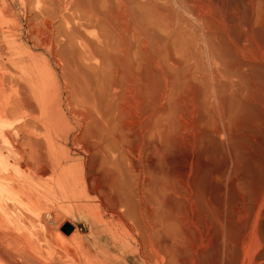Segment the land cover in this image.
I'll return each instance as SVG.
<instances>
[{
  "label": "rangeland",
  "instance_id": "obj_1",
  "mask_svg": "<svg viewBox=\"0 0 264 264\" xmlns=\"http://www.w3.org/2000/svg\"><path fill=\"white\" fill-rule=\"evenodd\" d=\"M91 2L104 24L75 6L60 18L44 5L33 27L18 0L0 12L14 42L0 35V211L16 247L56 240L44 229L86 237L94 220L111 224L104 237L124 234L126 183L146 209L145 264H264V84L230 83L221 67L212 77L199 47L224 38L200 31L186 0Z\"/></svg>",
  "mask_w": 264,
  "mask_h": 264
},
{
  "label": "bare ground",
  "instance_id": "obj_2",
  "mask_svg": "<svg viewBox=\"0 0 264 264\" xmlns=\"http://www.w3.org/2000/svg\"><path fill=\"white\" fill-rule=\"evenodd\" d=\"M16 1L17 0H0V12H2L3 10H7L9 12H12L11 14L13 15V13H15V11H16V10H13L16 7ZM18 1H19V5L22 8V10H24V12L28 13L25 20L28 24H30V26L32 25L31 27L36 26L40 23V20L43 18V17H41V15L43 14L42 11L45 8H47V9L52 8L53 10L52 9L50 10V14H53L51 12H55L56 14H60V18H62L64 16V15H62V13L67 12V10H69L71 7H74V6H75V9H77L81 13H83L84 17L87 18L88 20L96 21V22H100V23L104 24V22H102L100 20L102 18L106 17V14L103 15L104 17H101L104 11L101 12L102 14L100 13L101 16H98L100 11L98 13H96L90 9L89 3H91V5L93 4V8L95 7V3L91 2V0H18ZM114 1H116V0H114ZM124 1H126V0H124ZM186 2L187 3L185 4V2H184V6H182V13L184 15L188 16L189 18H191L192 20H194L195 24L197 22V25H199L198 28L200 31H202V32L204 31V32L209 33L208 31L210 30V32L213 35H215V33H217V34L221 35L222 38H224V40L221 41L222 45L220 46L218 51H215L214 49H212V47L208 41H205L203 44L200 45L199 48H202V49H200V51L202 50V53L198 50L202 55L203 54L205 55V57H202V58H203V60H204V58L207 60L206 64L211 69L212 77H213L214 68L218 71L221 67V71L226 73L227 75H229L230 83H235V84L236 83L238 84V82L240 84L245 83L244 84L245 86L249 84L250 86L252 85V87L254 86V88L257 87V89H255V90H258L256 92H259L260 89L262 88V85L264 84V0H194V1L192 0V2H191V0H186ZM98 3L100 4L101 2L98 1ZM122 3L127 4V2L125 3L123 1H122ZM72 4H74V5H72ZM101 4L103 5V2ZM113 4H115V3H113ZM44 5H46L47 7H45L43 9L42 7ZM122 5H118V6H122ZM104 6H105V4L103 6H100L101 8L100 7H98V8L102 9ZM123 6H122V8H124ZM113 7L115 9V5ZM105 8H106V6H105ZM108 8L109 7L107 6L106 9L108 10ZM110 8H112V7H110ZM126 8H128V5H126L125 9ZM41 9H43V10L40 11ZM118 9L120 10L119 7H118ZM107 10H106V12H107ZM111 11H113V9ZM116 11H118V10H116ZM114 13H115V11H114ZM114 13L110 12L109 14L114 15ZM118 14H120V12L117 13V15ZM126 14H128V13H126ZM117 15H116V17H117ZM112 17H115V16H112ZM121 17H122V11H121ZM126 17H127V15H126ZM111 18H110V20H111ZM204 18H207V19H204ZM116 19H118V18H116ZM116 19H114V20H116ZM123 19H124V17H123ZM108 21H109V19H108ZM112 21H113V19H112ZM128 21H130V20H128ZM32 22H34V23H32ZM123 23L125 24L126 22H122V24ZM126 24H128V23H126ZM128 25H126V26H128ZM110 26H114V24L113 25L110 24ZM115 26H117V24ZM114 29H115V27H114ZM114 29L112 30V32L114 31ZM112 32L110 34H115L114 33L115 31L113 33ZM11 34L12 33H10V31H8V30L4 31L2 29V27L0 26V35L3 37L2 42L4 43V45L7 49L11 48L12 45H14V42L11 39L13 36ZM110 34H108V35H110ZM30 41L32 42L33 40H30ZM201 54H199L200 57H201ZM195 62H196V60H195ZM204 63H205V61H204ZM221 77H222V75H221ZM235 84H233V85H235ZM263 88H264V85H263ZM263 91H264V89H263ZM263 94H264V92H263ZM258 95L260 96V94H258ZM258 95H256V96L259 97ZM247 96H249V95H247ZM247 96H245L244 98L245 99L248 98V99H250V101H252V99L249 98L250 96L249 97H247ZM22 101L23 102H21V105L23 106L25 101H24V99ZM28 104L30 105V103H28ZM26 107H28V106H26ZM119 169L120 170H117V171H119V172L124 171L121 169V167ZM119 172H118V175H119ZM123 174H124V178H123V176L119 177L120 178L119 181H122L121 178L124 180L128 175L126 171H124V173H120V175H123ZM125 174H127L126 177H125ZM129 179L131 180L130 177H129ZM128 180L127 181L125 180V182L128 183ZM119 181H118V183H116L118 185H115V186H118V188L120 187L119 185H121V182H119ZM115 182H117V181H115ZM115 182H114V184H115ZM125 182H122V183H125ZM129 183H130V186H131V184L134 187L136 186V185H134V182L133 183L129 182ZM125 186L129 187V184L126 185V183H125V184H123V186L121 185V187H123V188L121 189L122 194H120V195H119L120 189L117 188L118 190H115L113 188V191L115 194H117V192H118L116 197H118V195H119V197L120 196L122 197V198L120 197L121 203H122L121 206H123V209H124V213L122 211V213H123L122 218H124L130 222V225L125 226L124 224L126 221L124 222V224H122L120 221L121 225H124L125 227H127V229L121 228L122 229L121 232H123V230H125L124 234H122V235H118L117 234L118 231L115 233V230L112 232V229H111L110 230L111 232L109 233L108 237L107 236L104 237L103 233H102L103 229H106V227H108V226L110 227L111 224L109 225V224L105 223V227L102 228L103 227L102 224H104V222L105 221L107 222L108 220H104V222H103V220H101V219L100 220L102 222L101 221L97 222L94 220V224L93 225L91 224L92 227L89 225L90 228L92 229V231L90 232V234L88 236L80 237V235L73 234L71 236V238L67 239V240L63 236V234L59 231L58 228H56L55 230L53 229L54 232H52L51 230H48V229L47 230L44 229V232H43L42 226L39 225L40 228L42 227L41 229L39 228V226H38L39 229L35 226L37 228V232H38L37 234L38 235L39 234L41 235L40 230L43 232L41 237H43V234H47L51 238L56 239L58 242H60V244H62V246L65 245L62 252L56 251L57 250L56 248H59L61 246V245L59 246V244L57 242H56L57 246H55L56 243H54L55 245L49 244L52 239H50L49 243H47L46 245L44 244V246H40V245L35 243L34 245L32 244L33 246L30 245V247H32V248H30V250H29V247L27 250V245L25 243H23L26 246V250L22 249L21 244L18 247L19 248L18 249L16 247V245H17L16 244L17 237L15 238L16 234L13 233L15 235L14 236L11 232L6 230L5 225L9 222L7 221V219L5 217V213L3 211H0V264H128V262H129L128 260H127L128 262L122 261L123 258H127L128 256L132 257L131 261L133 263L140 260L142 262V264H145L146 263V245H145L146 243L144 244V242H146V241H144V240L146 239V237H145V233H146L145 229L146 228L144 229L145 226H144V219L143 218H145L146 209L142 208V206L140 207V209L138 208V206H137L138 209L136 208V206L134 205L133 202L136 200V198H135L136 195L138 198L139 192L137 191L138 192L137 193L136 190L133 191L132 188H131L132 189L131 190L130 188H128V187L126 188ZM136 189L138 190V188H136ZM139 191H140V189H139ZM134 192H136L137 194L136 193L134 194ZM115 194L113 196H115ZM141 194L143 195V193H141ZM132 195H135L134 196L135 200L132 197ZM142 195H141V197H142ZM112 198H111V201H112ZM142 198L146 199L145 196ZM113 199H115V198H113ZM115 200H116V202L114 200H113L114 203L111 202V204L113 203L111 206L115 205L118 202V200H120V199L117 200V198H116ZM138 200H139V198H138ZM135 202H137V201H135ZM139 202H140V200H139ZM145 202H146V200H145ZM118 203L120 204V201ZM136 204L139 205L138 203H136ZM116 205L113 206L114 209H115V207L117 208L120 206V205L119 206H116ZM113 207H111V208H113ZM143 207H146V205ZM41 209H42V207H41ZM43 209L45 210L44 207H43ZM121 209L122 208H120L119 211ZM42 210H41V212H42ZM116 210H118V208ZM37 212H38V210H37ZM68 214L69 213L67 212L66 215H68ZM70 215H71V213H70ZM38 216H40V214ZM95 216H97V215L95 214ZM111 216H113V215L111 214ZM35 217L38 220L41 218V217L37 218V216H35ZM46 217L48 218L49 215H46ZM100 217H102V216H100ZM113 218L115 220L116 217H113ZM120 218H118V219H120ZM97 220H99V219H97ZM36 221L37 220H35V223H36ZM41 221L42 220H40L39 222L42 223ZM90 222H92V221H90ZM114 223H119V221L114 222ZM120 223H119V225H120ZM12 224H14V226H15V223L13 221H12ZM50 224H52V226H54L55 224L56 225L59 224V216H57L54 220H51ZM10 227H7V229H9L11 231ZM112 227H114V225H112ZM116 228H118V225ZM132 229L139 231L141 233L139 240H136L137 239L136 237L139 233L137 235H135L136 232H134L135 233L134 234L132 232ZM106 230H108V228ZM15 231H16V229H15ZM13 232H14V230H13ZM47 235L45 237H47ZM83 236H85V235H83ZM45 237H43V238H45ZM50 237H47V240ZM133 239H135L136 241H139V243H138L139 245H137L138 246L137 248L134 247L133 242L135 240H133ZM56 240H54V241H56ZM132 240H133V242H132ZM18 241H20L19 238H18ZM19 243H21V242H19ZM105 245L110 246V251L108 253L102 251V249H103V247H105ZM53 246L56 248H54ZM60 248H59V250H61Z\"/></svg>",
  "mask_w": 264,
  "mask_h": 264
},
{
  "label": "water",
  "instance_id": "obj_3",
  "mask_svg": "<svg viewBox=\"0 0 264 264\" xmlns=\"http://www.w3.org/2000/svg\"><path fill=\"white\" fill-rule=\"evenodd\" d=\"M63 232L67 233L66 227H65V228H63Z\"/></svg>",
  "mask_w": 264,
  "mask_h": 264
}]
</instances>
